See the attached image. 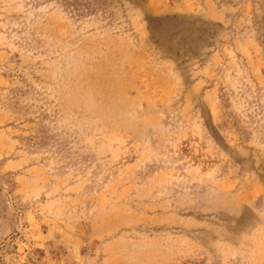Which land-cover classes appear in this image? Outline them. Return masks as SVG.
I'll use <instances>...</instances> for the list:
<instances>
[{"label": "rangeland", "instance_id": "374dc122", "mask_svg": "<svg viewBox=\"0 0 264 264\" xmlns=\"http://www.w3.org/2000/svg\"><path fill=\"white\" fill-rule=\"evenodd\" d=\"M0 264H264V0H0Z\"/></svg>", "mask_w": 264, "mask_h": 264}]
</instances>
